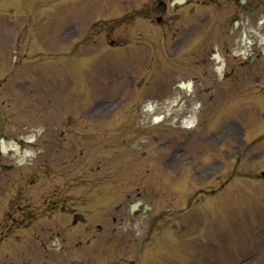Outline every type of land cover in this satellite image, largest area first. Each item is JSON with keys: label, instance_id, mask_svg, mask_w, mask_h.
Wrapping results in <instances>:
<instances>
[{"label": "rangeland", "instance_id": "obj_1", "mask_svg": "<svg viewBox=\"0 0 264 264\" xmlns=\"http://www.w3.org/2000/svg\"><path fill=\"white\" fill-rule=\"evenodd\" d=\"M1 1V0H0ZM12 1V0H10ZM22 0H16V4L20 3ZM28 1V0H27ZM61 1V2H60ZM65 0H58V3H63ZM139 0H133L132 2H129V0L125 1L124 5H126L127 7H129V5L131 3L137 2ZM101 2V6H104V4L106 3L105 6H112L109 5L111 4L113 1L112 0H100ZM3 8H6V6L4 5V1L0 2ZM41 4H43L41 2ZM40 3H38L37 0H32L29 3L30 7H26V6H21L19 8H16V10H12L13 13H6V12H0V43L1 46L5 47L7 46L5 49L2 48L5 52H8L6 54V56L4 57V64L2 66H0V109H2V111L6 110L7 105L4 104L3 102H10L11 103V109L10 112H14L15 113V118H16V122H19L20 120H31L30 123H32V120L35 116V113H37L39 110L43 112L44 117H49L51 118L50 115V110H51V106L49 104H47L46 102H57L58 106H62L64 105L65 107L68 105H70L69 103L67 104V102L69 101H74L75 103H84L86 104H92V101L94 100H113L115 99V93L114 90H109V91H105L102 89V86L104 85V80L105 77L107 76V72L105 66H102L99 64L102 63L104 60H99L98 64L96 66H94L91 71H87L84 75V79L81 77V81H78L76 84V88L70 89L69 91L71 92H56V90L54 91H49V80L47 79V75H49V72L45 66V70L40 69V63L37 64V62L35 63V61H37V58L34 59L33 57H30V55L27 54H36L35 52L37 50H32L33 48V44L36 45V39H40V42L43 44H46L48 41V45L51 46V48L53 47V45H55V43H57L58 47H60V49H63L60 41H58V39H56V35L57 33L60 34L61 33H67L70 31V22H75L74 24H77V26L79 27V33L80 36L79 40L83 39L85 34L89 32V30L87 29V26L90 22H93L94 20H96V18L98 16H110L111 14H107L105 15V12L107 11H92L93 13H95L94 15H92L90 13V21L88 19V17H86L85 15H81L82 12H88L90 8H95L97 6V3L95 0H86L85 4L83 5V3H79L78 5H76L74 8H77V10H81V13L78 14V12L74 13V10H72L73 5L70 8H68L67 6H63L65 8H63L60 12L56 13V8H48L47 7V14L46 11L45 13L41 14L39 12V7L41 6ZM59 5V4H58ZM60 6V5H59ZM100 6V7H101ZM123 6V4H122ZM25 7L27 9L28 12H32L33 19L36 22V26L37 27V38L34 39V41L31 43V48L30 51L29 50H21L16 59V63L15 65H17L16 67H14V62L13 61V57H12V52L10 51V38L9 37H13L14 32H19L18 29H20V24H22L23 18L21 17H16L13 15H21L19 14V12H25ZM45 9V8H44ZM51 9V10H50ZM38 10V11H37ZM37 11V12H35ZM2 13V14H1ZM55 14V18H53ZM113 15H119L120 11L119 9L117 10V8H114L112 10ZM23 14V13H22ZM28 13H25L23 15L27 16ZM38 14V15H37ZM116 15V16H117ZM36 16L39 17H43L42 18V22L40 21V18H36ZM63 17H65V19H62ZM7 18L8 22L10 25H5L4 24V19ZM36 18V19H35ZM84 19V21H82ZM74 20V21H73ZM52 22V24H51ZM67 22V23H66ZM79 22L81 24H79ZM148 24V22L143 21V20H138L137 23L133 24V28L131 30V28L127 27L126 25H124L122 27V31H126L127 32H131V36L133 35V30L137 29V30H141L142 28L145 27V25ZM32 29L35 28V26H31ZM149 25L147 26V28H144L145 31H149ZM117 31H121V29L116 30ZM150 34H153L149 31ZM10 34V36L8 37V35ZM47 34V35H46ZM127 34V33H126ZM46 35V36H45ZM47 37V38H46ZM7 38H9L7 44ZM48 39V40H46ZM54 43V44H53ZM60 43V44H59ZM28 45H26L25 47H27ZM71 45H69L67 47V49L69 50V47ZM27 49V48H26ZM103 49V48H102ZM26 53V55L24 57L23 54ZM45 58L42 61H46L48 58V55L45 54ZM84 57H78V58H74V62L77 61H81L82 63ZM18 60V61H17ZM51 60V59H50ZM47 62V61H46ZM94 62V61H92ZM91 62V63H92ZM88 65L86 64V67H90V64ZM39 66V67H38ZM102 66V67H101ZM17 69V70H16ZM14 70H16L19 73H15L13 74ZM57 70V69H55ZM63 71L65 73L68 72V70L66 68L63 69ZM55 74H59L61 72H56L54 71ZM11 75L7 77V75ZM146 78L150 77V76H144ZM37 78H39V81L41 83V85L43 87H45L47 89V92H45L44 90H42V87L40 88L38 85L35 84V82L37 81ZM19 79H25L29 81L30 84V79L32 81H34V83L32 85L27 86L24 89H17L14 86L10 87V83H12L13 81ZM159 79V76H158ZM5 80V81H4ZM150 84L153 85H160V80L154 79V80H150L149 81ZM5 86L7 89H4ZM39 87V88H38ZM26 89V90H25ZM14 92V93H13ZM10 100V101H9ZM96 102V101H95ZM73 103V102H71ZM90 104V106H92ZM64 107V108H65ZM62 108V109H64ZM250 115L256 117L257 114V110L253 109L250 111ZM241 116V113L237 114L238 120L239 117ZM24 121V122H25ZM19 123H23V122H19ZM233 130L235 131V125ZM252 134V132H251ZM255 147V146H254ZM148 147H146L147 149ZM138 156H140V153H135ZM133 155V154H132ZM132 155H128V157H132ZM125 158L122 156V159ZM138 158V157H137ZM201 160L202 162H205V160H208V157L206 156H201V157H197L195 160L198 161ZM260 159V158H259ZM257 159V157L252 158V160L250 161V168L252 169L253 172H257L258 170H260V168H262L263 164H264V158L262 159ZM109 164H111L110 162L112 161V159L109 158ZM139 161L141 159H138ZM98 159H96L94 162L93 160L90 162V166L89 169L90 171H92V173H89V178H96L98 176L101 175H105V176H109L112 174V172L104 170L105 167L103 168V162L101 163H97ZM132 163H134L133 159H129L126 158L125 160L121 161V169L118 173L117 176H119V179L121 181L120 183V192H121V200H124L126 203L123 205L124 207H127V203H130L131 201H133L134 199H136L135 196V191L136 188L139 187L141 188V192L143 194V196L147 199L153 198L156 196V199L153 201L154 202V212H158V210H162V208H173L176 210H180L183 206H184V201H178L180 196H187L192 194V192L198 188V186H202L203 188L205 187H211V188H218V185L220 184V182H222V179L215 180L212 179L210 181H206L205 178L203 177H198L196 174H192V173H186L185 174V178L189 181V184L186 186H183V182L181 181L180 186L176 187V183L174 184V177L177 174H183L182 172L180 173H174V172H170V173H164L162 174L163 176V183L161 184H157L159 182H162L161 180L157 183H152L150 185H148L149 180H147L148 178V174L145 173L144 171H132L135 169L134 165L132 166L131 170H124L125 167L128 165H132ZM96 164L100 166V168H103V170H99L96 167ZM105 164V163H104ZM117 163L112 162V165H116ZM248 164V162L246 163ZM112 168V167H111ZM247 169V168H246ZM128 172V173H126ZM14 174H11L7 179L9 180L11 178V176ZM191 175V176H190ZM194 179L196 182H190L191 180ZM91 181V180H89ZM173 181V182H172ZM167 182H171L170 184H166ZM199 183V184H198ZM232 183H236V181H233ZM173 184V185H172ZM109 187V186H108ZM176 188H179L180 190L178 191ZM173 189L175 191H173ZM96 189H88L87 192H89L88 194L90 196H94ZM172 190V191H171ZM219 190V189H217ZM241 188L239 187V184L236 183L233 187L229 188L226 190V193H228V195H233L234 193H236L237 191H240ZM4 191V192H3ZM173 192V193H172ZM130 193L131 197L130 200H126V194ZM5 190L0 189V198L3 196L4 198H10L14 196V192H9L7 196H5ZM221 200H225L223 195L220 196H216L214 198H209L207 202L212 203L214 206H217V204L221 201ZM2 206L0 205V212L3 209V203L5 201H3L2 199L0 200ZM235 202V206L236 208L234 209V211H232L231 213H227L225 215H227L229 218L231 217H235L236 216V230L241 232L243 235H241L242 238H250L253 237V235L251 234L252 230H253V226L251 225L252 223V218H257L259 220V222L262 224V227H264V214H261V210L259 207L257 208H251L250 206L245 207V198L242 199H238L236 201H232ZM229 202L226 203V205ZM86 214V212H85ZM110 214V211H109ZM109 214L105 215L102 217V220L104 221H110L109 219ZM173 214V213H172ZM171 215V218H174V215ZM152 215V213L150 214ZM55 217H57L58 219H60V213H57L55 215ZM140 217L137 216V219L135 220L134 226L137 228V235H143V233L150 231L151 235H157L159 229H157L156 227H154L153 229L149 228L144 225L142 227H140ZM0 222H1V215H0ZM161 223V220H157L156 225ZM106 225L108 227L111 226L110 222H107ZM160 226V225H158ZM167 229H172L173 227H171V225L166 227ZM135 229V228H134ZM93 230V229H92ZM229 229L225 228H218L217 229V233L218 234H222V235H226V232ZM14 232V233H13ZM11 233V235L2 243H0V264H38L39 260L41 259H47L49 260L50 264H65V260L63 259V257H55L52 255L53 251L52 250H44L43 248H35L32 249L29 253L22 251L21 253H19L18 255H20L21 257L18 258L15 252V247L14 245H20L21 243H23L24 245H28V244H32L33 243V237H32V233L31 231H27V230H23V229H15ZM118 232H124L121 228L118 230ZM135 231H131L128 232V235H126L125 237V242L124 243H129L131 241L128 242L127 239L131 238L134 234ZM140 233V234H139ZM91 234H93L92 232H89L88 234H86V238H89L91 236ZM108 235V233H106ZM49 235L48 233V229L46 230V227L43 226V229L41 231V238L42 241H46L47 240V236ZM235 236V234H233L232 232V237ZM245 236V237H244ZM0 237H3L0 231ZM80 238H85V237H80ZM79 238V239H80ZM17 239L20 240V244L19 243H15L17 241ZM142 237L139 238V242L141 241ZM258 240V239H257ZM232 241V240H231ZM97 240L92 242V246L96 247L98 244L96 243ZM204 242L203 240H201L200 243ZM14 243V244H13ZM199 243V242H198ZM227 245L231 247V244H229L230 242L227 240L226 241ZM197 244V241L194 242V245ZM260 248L258 249V251H262L264 250V247L261 246H257V244L250 246V244H245V248H243V250L239 251L240 248L237 249V255L239 258H243V257H247L248 254L250 253L249 251L253 248ZM122 252H127V260H131L133 258V251H129L128 249L126 250H120V251H116V252H107V260L109 261H115L118 258V255H122ZM239 252V253H238ZM66 254V252L64 253V255ZM72 255V256H71ZM71 258H75L76 260L79 258V255H76V253L71 254ZM236 255V253H235ZM62 259V260H60ZM67 260L71 261L69 258H67ZM237 260V259H235ZM235 262V261H234ZM217 263V262H216ZM214 263V264H216ZM176 264V263H175ZM218 264H222V261H219ZM245 264H258L256 261L250 260V261H246ZM262 264H264V255H263V259H262Z\"/></svg>", "mask_w": 264, "mask_h": 264}, {"label": "flooded vegetation", "instance_id": "obj_2", "mask_svg": "<svg viewBox=\"0 0 264 264\" xmlns=\"http://www.w3.org/2000/svg\"><path fill=\"white\" fill-rule=\"evenodd\" d=\"M165 1L169 2L170 0ZM190 2H192L191 7L194 4H210L213 8L210 10L209 16L211 15L213 19H210V24L207 19H201L200 16L185 21L186 12L182 11L181 21L178 22L179 37L171 45V52H169V58L171 54L175 55L176 53L178 58L177 60L169 59L166 63L169 72L174 76L191 77L193 87L198 88L201 83L198 81V77H208L206 68L215 64L212 54L218 52L223 57L226 68H231L232 76L237 79L245 77V83L250 82V78H256V82L262 83L259 88L261 90L264 85V48L259 40L264 34V25L260 26L259 20L264 16V0H245L243 5L239 4L237 0H190ZM164 9H166V5H164ZM193 10L194 6L190 11ZM235 20L239 21L236 29L240 28L242 33L245 32V45L239 44L237 39H232L234 34L232 26ZM186 32L200 33L199 38L191 39L186 36ZM248 38L251 40L250 47L246 45ZM189 39L192 40V43L186 45ZM240 47H245L246 60L240 62L239 67L242 71L238 75L234 67L235 60L233 59L229 64L225 55H230V49L235 52ZM196 50L197 52L194 53ZM207 82L211 83V79Z\"/></svg>", "mask_w": 264, "mask_h": 264}]
</instances>
